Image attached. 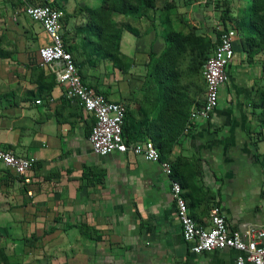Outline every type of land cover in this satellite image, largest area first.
I'll list each match as a JSON object with an SVG mask.
<instances>
[{"label": "crops", "instance_id": "crops-1", "mask_svg": "<svg viewBox=\"0 0 264 264\" xmlns=\"http://www.w3.org/2000/svg\"><path fill=\"white\" fill-rule=\"evenodd\" d=\"M32 1L62 7L64 46L87 86L125 105L128 132L123 136L129 142L152 141L136 139L135 133L143 126L140 120L155 111L144 99L152 89L143 82L152 59L166 47V29L185 34L191 25L199 43L205 35L214 42L219 22L206 13L213 0H174L173 6L155 0L138 14L115 13L112 21L121 28L118 51L126 62L121 68L88 42L85 16L76 8L96 6L95 0ZM20 9L17 0H0V148L33 156L35 163L26 172L30 184L13 178L0 163L4 245L15 242L21 253L27 237L35 236L37 264H233L238 253L233 248L189 249L171 196L173 176L159 163L130 152L92 151L88 136L94 116L66 98L63 84L39 65L38 48L50 39ZM197 82L202 91L191 111L204 99L201 75ZM243 83H230L209 120L198 119L190 127L188 115L184 133L166 154L181 179L176 180L189 214L201 225H208L213 205L231 228L264 224V133L251 121V89Z\"/></svg>", "mask_w": 264, "mask_h": 264}, {"label": "built area", "instance_id": "built-area-1", "mask_svg": "<svg viewBox=\"0 0 264 264\" xmlns=\"http://www.w3.org/2000/svg\"><path fill=\"white\" fill-rule=\"evenodd\" d=\"M17 1L21 6L20 11L32 21L38 22L50 39V43L38 48L39 65L54 73L57 82L64 86L66 98L74 100L94 116V124L88 136L92 151L98 155L130 152L145 160L159 163L162 170L171 176V163L161 158L152 141L125 140L122 133L125 105L107 99L82 80L78 65L63 43L64 10L49 3ZM17 13L18 10L14 12ZM235 34L233 29L221 30L212 53L203 64L201 73L205 82L204 101L201 106L190 112V127L198 119L209 120L219 105L220 87L228 80L227 66L235 56ZM0 163L20 176L24 184H30L31 179L26 172L35 163L33 156H18L11 150L0 148ZM170 191L182 237L192 252L233 248L238 251L233 264H264V224H252L242 230L231 228L220 208L213 205L209 210L208 225H201L189 214L182 187L174 178H171ZM27 194H30V191H27Z\"/></svg>", "mask_w": 264, "mask_h": 264}, {"label": "trees", "instance_id": "trees-1", "mask_svg": "<svg viewBox=\"0 0 264 264\" xmlns=\"http://www.w3.org/2000/svg\"><path fill=\"white\" fill-rule=\"evenodd\" d=\"M99 1V5L93 7L84 5L80 8L77 6V9L84 14L86 19L84 26L87 31L88 42L97 48V51L104 58L110 59L114 66L122 68L126 62L121 59V54L118 51L121 28L112 21V15L115 13L138 14L144 7H153L155 0ZM174 2V0H166L167 5L173 6ZM44 3L48 2H42L41 4ZM220 18L218 28L216 26L214 31L216 36L214 42L212 38L205 35L203 42L199 43L194 28L185 34L171 28L166 29L164 33L166 47L149 64L151 70L143 83L147 84L149 90H152L151 95L145 96L144 99L154 104L155 111L150 119L146 116L140 120V123L144 121L143 126L139 133H135V138L139 140L150 138L159 150L162 159H168L166 154L171 152L177 139L184 133L183 129L191 111L190 107L195 103L196 96L202 91L197 79L199 75L202 76L203 64L209 51L215 46L219 32L233 29L236 33L234 45L240 44L241 51L249 58H253L257 53L264 50V0H246L235 18L230 15V10L226 6ZM233 48L234 51H237V46ZM65 49L71 53V50L66 47ZM229 67L230 63L227 66V82L230 78ZM261 67L264 71V62H262ZM252 93L248 100L251 108V121L259 127L258 133L263 135L264 83L253 86ZM175 103H178V107L175 106ZM180 103L181 107H179ZM127 116L128 113L125 112L122 126L123 135L124 131L128 132ZM125 140L130 141L126 138ZM13 175L11 176L15 178L14 173ZM171 176L181 181L174 166L172 167ZM262 194L264 195V190ZM0 264H7L3 247H0Z\"/></svg>", "mask_w": 264, "mask_h": 264}, {"label": "rangeland", "instance_id": "rangeland-1", "mask_svg": "<svg viewBox=\"0 0 264 264\" xmlns=\"http://www.w3.org/2000/svg\"><path fill=\"white\" fill-rule=\"evenodd\" d=\"M176 1L178 2V4L182 3V0H176ZM213 1L214 2L206 6V13L208 12L209 14L214 13L215 19L219 21L221 19L220 18L221 14L226 6H228L230 10V15L233 16V18H235L239 9L244 5L246 0H213ZM83 2L84 1L82 0L79 2V4ZM96 2H97V5H99L100 1L95 0V4ZM212 6H214L215 12L212 11L213 10ZM176 18L179 19L178 16ZM207 20L209 24L212 23V16L207 18ZM176 28H177V25H176ZM188 28L189 30L192 28L196 30V28L191 25H188ZM171 29L174 30L173 28ZM174 31H177V30H174ZM235 46H237V51H235L236 52L235 56L230 61V73L231 74H230L229 81L227 82L226 85L224 84L220 87V95L222 94L225 97H227L228 95V89H232L230 83H232L233 87H235L236 85H239V86L242 85L241 82H244L243 87L248 91L251 89L250 90L251 95L253 94L252 93L253 86H257V85L264 83V71L261 67L262 62H264V50L257 53L253 58H249L241 51L240 44H236L233 47ZM243 78L244 80H242ZM263 172H264V164H263ZM27 238L28 239H27L26 248H24L21 253H16L15 242H11V244L7 243L4 245L3 239L2 237H0V247H3L4 249V255H5L7 264H37L36 258H35V253H37L35 251L37 247L35 244V240L37 238L32 235H29V237ZM42 247L43 246H41V248Z\"/></svg>", "mask_w": 264, "mask_h": 264}]
</instances>
